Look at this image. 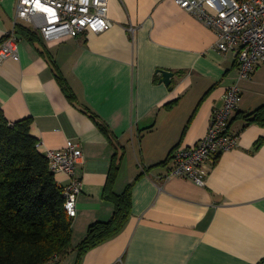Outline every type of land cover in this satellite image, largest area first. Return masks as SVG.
Segmentation results:
<instances>
[{
    "label": "crops",
    "instance_id": "1",
    "mask_svg": "<svg viewBox=\"0 0 264 264\" xmlns=\"http://www.w3.org/2000/svg\"><path fill=\"white\" fill-rule=\"evenodd\" d=\"M16 7L0 0V40L14 30L19 38V59L0 61V109L10 122L33 118L41 152L69 140L83 151L72 248L49 264H264V124L245 117L264 106V64L240 82L229 124L238 145L212 157L200 185L170 172L175 148L206 136L237 78L236 54L218 48L212 28L174 0H109L111 29L47 45L17 33ZM56 64L78 104L63 91ZM161 70L174 73L170 85ZM114 165L116 193L140 174L131 215L116 236L80 254L89 226L114 214L105 197Z\"/></svg>",
    "mask_w": 264,
    "mask_h": 264
},
{
    "label": "built area",
    "instance_id": "2",
    "mask_svg": "<svg viewBox=\"0 0 264 264\" xmlns=\"http://www.w3.org/2000/svg\"><path fill=\"white\" fill-rule=\"evenodd\" d=\"M218 37L220 50L234 51L236 81L227 88L224 104L213 113L209 130L196 145L181 144L172 154L170 176L206 184L209 162L214 155L236 147L239 136L229 124L242 100L240 82L251 77L258 64H264V0H174ZM15 25L24 23L37 31L47 45L82 34H99L114 26L109 16V0H17ZM133 31V29H132ZM19 59V38L14 30L0 42V61ZM51 170L68 176L64 184L65 208L70 217L78 212V196L83 180L77 175L83 151L80 143L69 140L63 149L47 152Z\"/></svg>",
    "mask_w": 264,
    "mask_h": 264
},
{
    "label": "trees",
    "instance_id": "3",
    "mask_svg": "<svg viewBox=\"0 0 264 264\" xmlns=\"http://www.w3.org/2000/svg\"><path fill=\"white\" fill-rule=\"evenodd\" d=\"M16 30L30 41L43 39L23 23L17 24ZM54 68L66 96L78 104L57 64ZM81 109L94 119L97 116L85 105ZM245 117L248 122L264 124V106ZM32 124V117L10 122L0 109V264H49L72 248L74 218L65 208L64 184L57 181L47 153L40 151V139L32 134ZM97 124L112 136L104 121L97 120ZM118 170L114 165L105 187V197L115 204L114 214L108 221L89 226L87 236L78 245L80 254L116 236L131 215L132 189L140 174L122 193H116Z\"/></svg>",
    "mask_w": 264,
    "mask_h": 264
},
{
    "label": "water",
    "instance_id": "4",
    "mask_svg": "<svg viewBox=\"0 0 264 264\" xmlns=\"http://www.w3.org/2000/svg\"><path fill=\"white\" fill-rule=\"evenodd\" d=\"M161 73H162V81H164L167 85H170L174 73L169 70H161Z\"/></svg>",
    "mask_w": 264,
    "mask_h": 264
},
{
    "label": "rangeland",
    "instance_id": "5",
    "mask_svg": "<svg viewBox=\"0 0 264 264\" xmlns=\"http://www.w3.org/2000/svg\"><path fill=\"white\" fill-rule=\"evenodd\" d=\"M67 176V175H66ZM68 177V176H67Z\"/></svg>",
    "mask_w": 264,
    "mask_h": 264
}]
</instances>
